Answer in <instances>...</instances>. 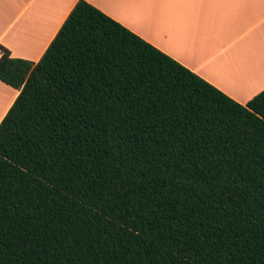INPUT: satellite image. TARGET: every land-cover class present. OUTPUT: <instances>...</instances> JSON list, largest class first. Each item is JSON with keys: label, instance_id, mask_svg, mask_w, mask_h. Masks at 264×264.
I'll return each mask as SVG.
<instances>
[{"label": "trees", "instance_id": "obj_1", "mask_svg": "<svg viewBox=\"0 0 264 264\" xmlns=\"http://www.w3.org/2000/svg\"><path fill=\"white\" fill-rule=\"evenodd\" d=\"M0 50V264H264V89L240 105L83 0L37 62Z\"/></svg>", "mask_w": 264, "mask_h": 264}, {"label": "crops", "instance_id": "obj_2", "mask_svg": "<svg viewBox=\"0 0 264 264\" xmlns=\"http://www.w3.org/2000/svg\"><path fill=\"white\" fill-rule=\"evenodd\" d=\"M77 1L0 0V47L37 62ZM83 1L240 105L264 89V0Z\"/></svg>", "mask_w": 264, "mask_h": 264}, {"label": "rangeland", "instance_id": "obj_3", "mask_svg": "<svg viewBox=\"0 0 264 264\" xmlns=\"http://www.w3.org/2000/svg\"><path fill=\"white\" fill-rule=\"evenodd\" d=\"M1 88V87H0ZM1 90V89H0ZM2 95V94H1ZM0 95V111H2L1 109L3 108V107H5V105L8 103L7 101L8 100H5V99H3V98H5V97H3V96H1ZM0 114H1V112H0Z\"/></svg>", "mask_w": 264, "mask_h": 264}, {"label": "bare ground", "instance_id": "obj_4", "mask_svg": "<svg viewBox=\"0 0 264 264\" xmlns=\"http://www.w3.org/2000/svg\"><path fill=\"white\" fill-rule=\"evenodd\" d=\"M0 92H1V91H0ZM0 95H1V93H0ZM3 99H5V100H8V101H9V97H8V98H7V97H5V98H3ZM8 101H7V102H8ZM6 105H7V104H6ZM6 105H5V106H6ZM1 110H2V109H1ZM0 112H1V111H0Z\"/></svg>", "mask_w": 264, "mask_h": 264}, {"label": "built area", "instance_id": "obj_5", "mask_svg": "<svg viewBox=\"0 0 264 264\" xmlns=\"http://www.w3.org/2000/svg\"><path fill=\"white\" fill-rule=\"evenodd\" d=\"M1 54H2V52H1V50H0V56H1Z\"/></svg>", "mask_w": 264, "mask_h": 264}]
</instances>
